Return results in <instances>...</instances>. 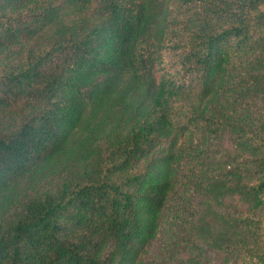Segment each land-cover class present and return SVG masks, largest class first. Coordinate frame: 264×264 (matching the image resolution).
Here are the masks:
<instances>
[{
    "label": "trees",
    "instance_id": "trees-1",
    "mask_svg": "<svg viewBox=\"0 0 264 264\" xmlns=\"http://www.w3.org/2000/svg\"><path fill=\"white\" fill-rule=\"evenodd\" d=\"M0 264H264V0H0Z\"/></svg>",
    "mask_w": 264,
    "mask_h": 264
}]
</instances>
